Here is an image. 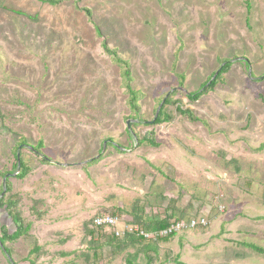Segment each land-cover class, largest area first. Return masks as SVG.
Here are the masks:
<instances>
[{
    "label": "rangeland",
    "instance_id": "rangeland-1",
    "mask_svg": "<svg viewBox=\"0 0 264 264\" xmlns=\"http://www.w3.org/2000/svg\"><path fill=\"white\" fill-rule=\"evenodd\" d=\"M47 1L0 0V198L29 227L0 264H126L133 253L135 264H264L241 245L264 249V0L249 11L246 0ZM103 41L130 65L138 116ZM219 59L231 61L224 82L190 103ZM163 96L172 121L153 126ZM170 199L179 221L208 226L114 251L107 232L86 233L98 215L135 224L131 213L161 215ZM2 227L12 230L4 208Z\"/></svg>",
    "mask_w": 264,
    "mask_h": 264
},
{
    "label": "trees",
    "instance_id": "trees-1",
    "mask_svg": "<svg viewBox=\"0 0 264 264\" xmlns=\"http://www.w3.org/2000/svg\"><path fill=\"white\" fill-rule=\"evenodd\" d=\"M60 1L62 0H49L47 1L48 3L55 5L58 4ZM246 8L247 11L250 10V6L247 3L246 0ZM87 18L90 20V22L92 21L91 18V13L89 10H84ZM94 29L95 32L98 36L101 35L99 28L94 24ZM102 49L104 50L105 54L108 55L114 63H116L120 69H121V77H122V83L123 86L126 90L127 93V106L130 110L131 113H133L134 115L138 116L139 115V104H138V97L140 96V92L136 91L131 82H132V74H131V70H130V65L129 63L122 59L118 54L117 51L115 49H110L106 42L103 41L101 44ZM230 65H231V61L227 60V59H219V68L218 70L213 73L211 75V77L203 84L200 86L199 89H197L195 92L190 93L187 95V99L190 103H194L196 101H198L202 96L208 94L209 92H212L217 85H219L220 83L224 82L223 80V75L226 74L229 69H230ZM217 73V75L215 76V78L213 80L212 77ZM264 77V76H263ZM164 100L159 113L157 114V116L155 117V115L153 116L152 121L150 122L151 125L156 126V125H161V124H165V123H169L172 121V116L165 110V107L168 105H172L175 104V101H172L171 99L163 96V98L161 99V102ZM176 112L179 116H181L182 118H186L187 120H189L190 122H198V118L195 117V115L193 114V112L190 109H181L180 107H176ZM155 117V120H154ZM153 133L152 132H148V137L147 139H145V141L147 144H149L150 146H156V143L153 141L152 137ZM142 141H138V143H143ZM22 146H25V141L21 140L17 146H16V150L20 149ZM37 154L38 153V148L33 149ZM264 151V144L260 145L257 149L254 150V152H261ZM15 164H14V168H15V172H18L16 177L19 179L24 178L28 172L29 169L25 163V161L19 156V162H17L16 160V153H15ZM43 162H46L45 159L42 160ZM230 163L235 164L236 161L231 160ZM237 166V165H235ZM6 191L9 192L10 188L6 187ZM177 200H173L170 199L168 206L166 207V209L163 211V213L160 214H155L153 216H149V217H144V211L141 208L140 209V214H137V210L134 212V214L131 213V218L133 219V221L135 222V224H131V225H137L139 226L142 230L146 231V232H156V231H161L166 229L167 227H169L171 224L175 223V222H179L178 219L183 218V213L184 210H179L175 208V205L177 204ZM40 205V202L35 201L33 204V207L31 208L32 213H34V215H36L38 218L41 217V215L39 214V211L37 210V207ZM5 209L6 211V215L9 218V220L11 221V225H12V230L9 231L7 229H5L4 227L0 228V244L2 246V251L3 254L6 256H9L11 251L8 247H5V242H14L16 240H18L19 238L25 237L27 236V233L29 231V227L27 225L24 224L23 219L21 218L20 214L18 213L17 209H16V202L13 199H8L6 201H3L0 198V210L1 209ZM113 215V214H110ZM264 221V219H261ZM101 231H105L109 234L110 237L107 238V240L103 243V246L106 245L108 247H110L111 251L114 250H120V249H125L129 246H133L135 243L137 242H141L144 239L140 238V237H136L135 235H129L126 234L124 235L122 238L117 239L111 232L104 230V229H97V228H93L91 226V228L86 230L87 235L90 237V239H94L95 235L98 232ZM174 236V234H170L166 237L163 238H159L157 240L160 241H164L167 242L169 239H171ZM155 240V241H157ZM154 241V240H151ZM97 242V240H96ZM94 244V247L96 248L95 250L102 248L101 244L96 243ZM241 245L247 249H250L251 251L264 256V249L258 245H255L253 243H246V242H242ZM98 247V248H97ZM32 252L37 253V247L36 245L33 246L32 248ZM137 258L136 253L133 254H128L127 258H126V264H135V260Z\"/></svg>",
    "mask_w": 264,
    "mask_h": 264
},
{
    "label": "built area",
    "instance_id": "built-area-1",
    "mask_svg": "<svg viewBox=\"0 0 264 264\" xmlns=\"http://www.w3.org/2000/svg\"><path fill=\"white\" fill-rule=\"evenodd\" d=\"M120 221L117 216L110 214H101L93 218L92 227L97 229H104L111 232L115 237L122 238L124 235H135L146 241L157 240L166 237L170 234H177L180 232H188L196 228H206L208 221L204 217L190 218L186 221H179L171 224L164 230L156 232H146L137 225H124L119 227Z\"/></svg>",
    "mask_w": 264,
    "mask_h": 264
},
{
    "label": "water",
    "instance_id": "water-1",
    "mask_svg": "<svg viewBox=\"0 0 264 264\" xmlns=\"http://www.w3.org/2000/svg\"><path fill=\"white\" fill-rule=\"evenodd\" d=\"M216 75H217V73L212 77L211 80H213V79L215 78ZM163 102H164V100L159 104V106H158V108H157V110H156V112H155V117H156L157 114L159 113V110H160V108H161ZM155 117H154V120H155ZM128 124H129V123H127V126H128ZM16 160H17V162H19V155H18V154H17ZM3 184H4V183H3ZM4 190H5V187L3 186V191H4ZM0 248L2 249L1 244H0ZM8 259H9V258H8Z\"/></svg>",
    "mask_w": 264,
    "mask_h": 264
},
{
    "label": "crops",
    "instance_id": "crops-1",
    "mask_svg": "<svg viewBox=\"0 0 264 264\" xmlns=\"http://www.w3.org/2000/svg\"><path fill=\"white\" fill-rule=\"evenodd\" d=\"M200 217V216H199Z\"/></svg>",
    "mask_w": 264,
    "mask_h": 264
}]
</instances>
